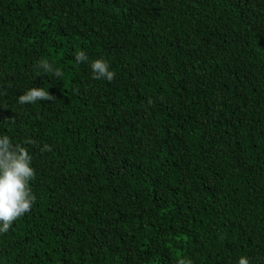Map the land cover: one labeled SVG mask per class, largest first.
Wrapping results in <instances>:
<instances>
[{"label":"trees","instance_id":"obj_1","mask_svg":"<svg viewBox=\"0 0 264 264\" xmlns=\"http://www.w3.org/2000/svg\"><path fill=\"white\" fill-rule=\"evenodd\" d=\"M0 133L37 196L0 264H264V0H0Z\"/></svg>","mask_w":264,"mask_h":264},{"label":"clouds","instance_id":"obj_2","mask_svg":"<svg viewBox=\"0 0 264 264\" xmlns=\"http://www.w3.org/2000/svg\"><path fill=\"white\" fill-rule=\"evenodd\" d=\"M77 64L87 63L95 80L113 81L115 72L109 62L103 58L90 59L83 49L74 54ZM38 73H50L56 78H63L61 68L50 63L47 59H40L36 63ZM48 88L31 87L17 97L19 105L36 104L42 100H52ZM28 143H33L31 140ZM41 152L51 151V147L44 144ZM35 177L32 166V156L21 144L13 143L6 133H0V233L8 232L13 223L34 206L37 196L30 188V181ZM178 264H193L191 259L181 258ZM236 264H251L250 257L241 255Z\"/></svg>","mask_w":264,"mask_h":264}]
</instances>
